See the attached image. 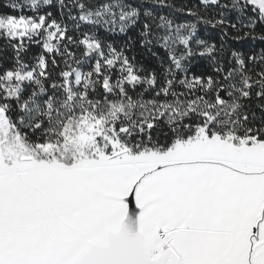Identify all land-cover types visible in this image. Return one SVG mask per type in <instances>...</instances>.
<instances>
[{"label":"snow or ice","instance_id":"1","mask_svg":"<svg viewBox=\"0 0 264 264\" xmlns=\"http://www.w3.org/2000/svg\"><path fill=\"white\" fill-rule=\"evenodd\" d=\"M0 264H264V0H0Z\"/></svg>","mask_w":264,"mask_h":264}]
</instances>
